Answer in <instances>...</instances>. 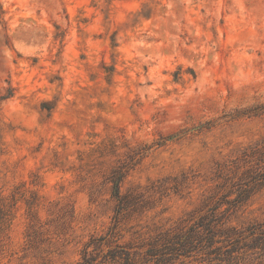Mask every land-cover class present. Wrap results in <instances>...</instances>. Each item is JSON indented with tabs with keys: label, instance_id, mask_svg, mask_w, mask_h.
Here are the masks:
<instances>
[{
	"label": "rangeland",
	"instance_id": "obj_1",
	"mask_svg": "<svg viewBox=\"0 0 264 264\" xmlns=\"http://www.w3.org/2000/svg\"><path fill=\"white\" fill-rule=\"evenodd\" d=\"M254 150L264 0H0V264H74L110 223L112 169L148 235L200 207L216 163ZM19 193L40 203L34 246ZM262 221L264 188L227 223Z\"/></svg>",
	"mask_w": 264,
	"mask_h": 264
},
{
	"label": "trees",
	"instance_id": "obj_2",
	"mask_svg": "<svg viewBox=\"0 0 264 264\" xmlns=\"http://www.w3.org/2000/svg\"><path fill=\"white\" fill-rule=\"evenodd\" d=\"M261 164L264 152L258 150L216 163L214 189L202 199L200 207L175 225L148 235L130 224L142 201L138 194H122L126 170L112 169L107 178L113 201L110 223L106 230L88 237L74 264H264V221L240 227L227 223L252 195L264 188ZM19 194L27 207V245L34 246L42 236L37 209L40 203L37 198L30 202L24 193ZM8 208L9 202L0 198V255L12 220Z\"/></svg>",
	"mask_w": 264,
	"mask_h": 264
}]
</instances>
